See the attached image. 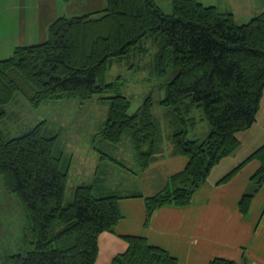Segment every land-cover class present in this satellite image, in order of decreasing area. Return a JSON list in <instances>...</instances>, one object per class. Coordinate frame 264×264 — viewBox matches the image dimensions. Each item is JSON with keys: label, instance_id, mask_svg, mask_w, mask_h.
<instances>
[{"label": "trees", "instance_id": "trees-1", "mask_svg": "<svg viewBox=\"0 0 264 264\" xmlns=\"http://www.w3.org/2000/svg\"><path fill=\"white\" fill-rule=\"evenodd\" d=\"M171 4L168 14L155 0H107L104 10L60 16L49 25L48 40L18 46L11 57L0 60L1 117L19 94L34 108L55 100L88 102L97 96L109 108L107 120L92 137V142L106 145L93 147L99 164L96 177L77 186L74 201L67 204L73 155L65 153L60 133L46 121L10 139L0 130V175L8 192L19 197L29 223L23 247L7 256V264H96L100 236L118 234L124 220L122 200H144L146 227L158 209L190 205L213 168L239 150L240 134L255 125L264 96V0L263 12L244 24L217 4ZM150 39L158 47L156 72L166 75L171 61L177 71L160 101L170 119L167 134L153 114L152 97L130 114L129 98L115 94L120 85L106 81L114 61L147 53L145 41ZM195 108L202 109L210 127L200 137L191 115ZM125 140L133 147L138 171L114 156ZM166 140L173 156L187 162L157 193L122 195L103 184L106 164L141 174L156 162ZM252 161L259 167L251 177L253 191L239 201L244 215L264 186V144L218 182H230ZM120 236L128 246L111 264H179L142 235ZM243 258L239 264H251L245 254ZM210 264L238 263L216 258Z\"/></svg>", "mask_w": 264, "mask_h": 264}, {"label": "crops", "instance_id": "crops-1", "mask_svg": "<svg viewBox=\"0 0 264 264\" xmlns=\"http://www.w3.org/2000/svg\"><path fill=\"white\" fill-rule=\"evenodd\" d=\"M0 1L9 4L10 19L5 25L0 24V27H11V32L14 31L21 36L22 40L27 39L29 32L27 30H30L34 23L38 24L39 19L47 18L46 24L49 29L51 22L58 18L54 14L51 18L48 16L50 7L56 11L57 8L65 7L73 1L71 17H75L104 10L107 5V0H63L64 3L60 5L53 0ZM155 1L165 9H167L165 5L171 8L172 0ZM132 149L130 142L125 140L115 151L114 156L118 159L130 157L132 160L129 153L133 154ZM162 150L148 170L134 174L139 176L134 181V186L130 185V190L120 192L122 195L136 191L144 196L153 195L167 185L172 174L179 172L186 165L187 160L173 156L169 140L163 144ZM238 151L213 168L207 182L195 192L190 205L180 208L169 205L158 209L147 227L144 200L140 198L122 200L120 208L124 220L117 227L118 234L103 233L100 236V254L96 264H111L116 255L124 253L128 244L120 235L126 234L142 235L151 244L164 248L176 257L179 264H210L216 258L228 259L239 264L243 261L244 254L250 259L251 264H264V186L255 196L248 215H244L239 209V201L243 195L253 191L251 177L257 172L259 162H249L230 182L218 184L224 175L244 162L256 150L250 154ZM88 158L91 165L88 168L87 164L83 165L87 173L93 175L87 181L90 183L96 177L99 164L94 154L87 156L86 159ZM131 160L129 166L134 165L135 159ZM111 166L112 164L104 166L105 172H108L103 183L110 190L116 189L115 185L111 186L109 183Z\"/></svg>", "mask_w": 264, "mask_h": 264}, {"label": "rangeland", "instance_id": "rangeland-1", "mask_svg": "<svg viewBox=\"0 0 264 264\" xmlns=\"http://www.w3.org/2000/svg\"><path fill=\"white\" fill-rule=\"evenodd\" d=\"M53 1L57 5L64 3L63 0ZM204 3L206 5L217 4L218 8L224 12H233L238 24L247 23L252 17L263 12V0H205ZM8 5L0 1V24L5 25L10 20ZM73 6L74 2L71 1L67 6L57 8L56 11L50 7L48 16L51 18L54 14L58 18L60 16L70 18L71 13H73ZM165 7L169 8L166 5ZM165 11L168 14L171 13V10L165 9ZM47 22L48 19L44 18L39 19L38 24L34 23V26L27 30L29 32H27V39H23L24 41L14 31L11 32V27H0V60L11 57L18 46L39 44L48 40L50 32L47 28ZM145 49L148 50L145 54H131L129 58L114 61L109 67L106 81L107 83L116 82L120 85L115 94L121 93L129 98L131 102L130 114L135 113L148 98L152 97L154 101L153 114L157 117L161 127L164 128V133L167 134L169 133L170 119L166 116L167 111L162 108L160 101L165 95L163 94L164 87L174 79L177 71L171 61L168 66V73L160 76L156 72V62L154 61L158 51L157 44L152 39L146 40ZM108 94L111 95L113 92ZM262 100L255 125L240 134L239 153L250 154L264 144V96ZM4 109L7 114L4 117L0 116V130L6 139L20 137L42 121L48 122L51 128L60 133V141L63 143L65 153L70 156L73 155L71 177L65 197L66 204L74 201L77 186L81 183H87L93 176L91 173H87L86 167L83 165L87 164V168L91 165L89 164L90 159H86L88 149L95 155L96 152L94 153L93 147L103 149L106 146L100 141L92 142L93 135L107 120L109 108L106 102L97 96L93 101L89 100L88 102H82L80 99L55 100L45 102L39 108H34L25 97L19 94ZM191 115L197 119L196 132L199 137L202 132L204 134L209 132L210 127L204 118L202 109L195 108ZM202 118L203 120H201ZM129 153L133 155L131 152ZM124 160L130 163L131 159L129 157L124 158ZM133 163V169L138 171L137 162ZM110 172L109 183L111 186L115 185L119 192L130 190V185L134 186V181L139 177L133 176L129 170L126 171L115 163L112 164ZM103 173L105 174V171ZM28 225L22 202L16 194L8 192L5 181L0 175V264H7V256L17 253L23 247L24 231Z\"/></svg>", "mask_w": 264, "mask_h": 264}]
</instances>
